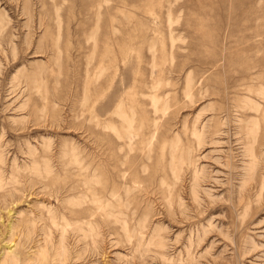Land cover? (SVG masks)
<instances>
[{
    "label": "rangeland",
    "instance_id": "rangeland-1",
    "mask_svg": "<svg viewBox=\"0 0 264 264\" xmlns=\"http://www.w3.org/2000/svg\"><path fill=\"white\" fill-rule=\"evenodd\" d=\"M62 237L64 264H264V0H0V264Z\"/></svg>",
    "mask_w": 264,
    "mask_h": 264
},
{
    "label": "bare ground",
    "instance_id": "bare-ground-1",
    "mask_svg": "<svg viewBox=\"0 0 264 264\" xmlns=\"http://www.w3.org/2000/svg\"><path fill=\"white\" fill-rule=\"evenodd\" d=\"M95 200V199H94ZM94 202V201H93ZM103 204V203H102ZM96 205V204H95ZM96 207H97V205H96ZM85 208L84 210H82L79 214L77 213V212H75V214H78L79 215V220L78 221H76V224H77V230H79V231H83L84 230V228L85 227H87L89 230H88V236L91 238V240H92V244H95L96 242H95V237H94V235L92 234L93 233V229H95V228H93L92 229V227L91 226H93V224H95V226H97L96 225V223H97V218L99 219V218H102V217H97L96 218V209L97 208ZM104 207V206H103ZM99 208H100V206H99ZM112 213H114V212H112ZM96 215V216H95ZM102 216V215H101ZM76 218V217H75ZM113 222V221H112ZM126 222V221H125ZM116 223H120V221H115V224ZM69 224V223H68ZM68 224H67V227H68ZM110 225L112 224V223H109ZM106 225V228H108V230H109V233H110V231H115V230H117L116 228H113V226L110 228V225ZM114 224V223H113ZM126 223H122V229L125 231L126 230ZM116 226H118V225H116ZM67 229V228H66ZM65 229V230H66ZM128 229V228H127ZM121 230V229H120ZM64 231V230H63ZM65 232V231H64ZM63 233V232H62ZM112 235H113V233H111ZM63 235V234H62ZM79 236V235H78ZM61 240V245H60V251H61V253H60V257L58 258V259H53V264H64V262H65V244H64V242H65V238L64 237H62V238H60ZM55 249V248H54ZM67 253V252H66ZM9 254V253H8ZM9 255H11V254H9ZM39 258V257H38ZM41 258V257H40ZM22 261V260H21ZM68 264V263H67Z\"/></svg>",
    "mask_w": 264,
    "mask_h": 264
}]
</instances>
